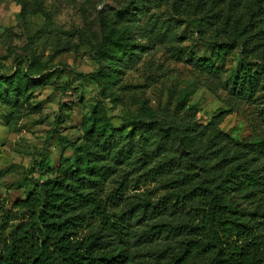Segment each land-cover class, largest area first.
Wrapping results in <instances>:
<instances>
[{"label": "rangeland", "instance_id": "1", "mask_svg": "<svg viewBox=\"0 0 264 264\" xmlns=\"http://www.w3.org/2000/svg\"><path fill=\"white\" fill-rule=\"evenodd\" d=\"M129 1L0 0V93L6 77L17 71L34 73L38 79L27 99L9 104L0 98V206L6 210L25 198L36 181H45L51 167L81 153L97 105L115 127L142 117L194 129L197 144L210 157L207 165L216 161L211 153L219 147L234 157L235 165L244 158L239 154L242 147L231 137L249 141L261 132L264 82L255 96L236 91L235 77L243 66L240 54L219 64V74L202 73L197 67L198 59L211 57L212 43L219 40L215 27L207 29L203 24L197 31L190 18L194 15L177 14L175 0H133V13L117 16ZM230 1L250 9L256 2ZM115 23L128 27L126 35L141 50L134 63L120 67L114 83L98 84L82 74L98 71L95 55ZM177 147L169 144L151 164L117 167L107 182V194L123 180L124 169L134 171L116 202L118 214L132 206L137 210L147 203L176 201L180 191L171 186L173 172L164 164L179 157ZM169 215L176 221L184 216ZM150 226L143 210L135 211L130 225L133 236L126 248L128 264H161L159 253L183 240L148 236ZM94 229L98 227L83 234Z\"/></svg>", "mask_w": 264, "mask_h": 264}, {"label": "trees", "instance_id": "2", "mask_svg": "<svg viewBox=\"0 0 264 264\" xmlns=\"http://www.w3.org/2000/svg\"><path fill=\"white\" fill-rule=\"evenodd\" d=\"M133 4L130 0L117 16L132 14ZM174 7L177 14L194 15L190 18L197 31L203 24L216 28L219 40L212 43L211 57L196 62L201 72L219 74V64L238 53L243 66L235 77V89L244 97L255 96L264 82V0H256L252 9L230 0H175ZM127 32L126 25L115 23L95 55L98 71L82 76L98 84L114 83L120 67L134 63L141 50ZM37 80L34 73L17 71L4 80L0 98L9 104L27 99ZM262 113L257 136L249 141L231 137L242 147L239 154L244 159L233 165L234 157L219 147L211 153L216 161L207 165L210 157L197 144L194 129L142 117L115 127L111 117L95 106L81 153L51 167L48 178L36 181L12 209L0 206V264H128L130 225L140 209L148 226L156 220L146 230L148 236L183 239L179 246L170 245L159 253L161 264H264ZM172 143L180 155L164 166L173 172L171 186L180 191L176 201L147 203L137 210L132 206L118 214L116 202L134 171L124 169L123 180L107 194V182L117 167L151 164ZM179 212L184 216L179 215L178 221L170 218L169 214ZM92 227L98 229L83 234Z\"/></svg>", "mask_w": 264, "mask_h": 264}]
</instances>
